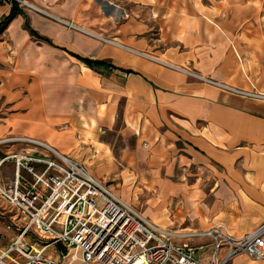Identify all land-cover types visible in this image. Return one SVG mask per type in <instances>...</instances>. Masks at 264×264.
Segmentation results:
<instances>
[{
  "label": "crops",
  "instance_id": "obj_1",
  "mask_svg": "<svg viewBox=\"0 0 264 264\" xmlns=\"http://www.w3.org/2000/svg\"><path fill=\"white\" fill-rule=\"evenodd\" d=\"M27 1L50 15L0 0V24L19 9L0 31V144L85 155L172 231L240 237L264 221V100L194 76L264 93V0ZM175 242L213 251L208 237Z\"/></svg>",
  "mask_w": 264,
  "mask_h": 264
},
{
  "label": "built area",
  "instance_id": "obj_2",
  "mask_svg": "<svg viewBox=\"0 0 264 264\" xmlns=\"http://www.w3.org/2000/svg\"><path fill=\"white\" fill-rule=\"evenodd\" d=\"M10 1L50 15L27 0ZM194 76L264 100L262 92ZM42 145L45 154H9L0 162L15 161L12 177L0 178V198L16 210L22 224L8 245L0 248V264H228L240 254L264 258V221L240 237L222 225L183 232L166 229L115 195L82 163ZM32 234L40 242L31 243L27 237ZM192 237L212 240L209 259L196 257L188 243L175 242Z\"/></svg>",
  "mask_w": 264,
  "mask_h": 264
},
{
  "label": "rangeland",
  "instance_id": "obj_3",
  "mask_svg": "<svg viewBox=\"0 0 264 264\" xmlns=\"http://www.w3.org/2000/svg\"><path fill=\"white\" fill-rule=\"evenodd\" d=\"M15 3H17L18 5H21V3H18V2H15ZM42 13H44V12H42ZM56 19L58 21H62V19H58V18H56ZM66 25L68 27H71V28L75 27V25H73V23H71V22L69 24H66ZM18 138H20V137H8V138H6L7 142L4 139L3 140L4 142L0 144V150L5 152L6 149L9 148L6 145L14 143L15 141L18 142L19 141V140H17ZM19 142H21V143L23 142V144H25L24 146H22L24 148H21L17 151L10 152L9 154H19V153H22V154L23 153H29V154H34V155H41L42 153L45 154V151H44L45 149H43L44 146L42 145L43 142H41V141H35V140L30 139L29 141L28 140H20ZM9 154H7V155H9ZM65 155H67V154H65ZM67 156H69L71 158L74 157V156L72 157L70 155H67ZM75 158H76L75 160L78 163H82L87 168V170L96 178V176L93 174V172L88 168L91 166H90V164L88 165V163L85 161L86 160L85 155L84 156H76ZM2 164H3L2 167H0V176H2V174L4 176L7 174V176H9V178H11L13 175L14 166H15L14 159H12V158L7 159ZM96 179H98V178H96ZM98 180L102 182V180H100V179H98ZM102 183H104V182H102ZM129 204H131L135 209H137L139 212H141L142 206L140 204L139 205H134L132 203H129ZM21 225L22 224L18 220V215H17L16 210L14 208H12V206L6 200L0 198V248L8 245L10 240L18 234ZM27 238L31 239V243L40 242L39 239H36V237L33 234L29 235ZM48 250H50V252H52L51 248H49ZM54 254L57 256L61 253L55 252ZM198 254L199 253H197L196 256H198Z\"/></svg>",
  "mask_w": 264,
  "mask_h": 264
},
{
  "label": "trees",
  "instance_id": "obj_4",
  "mask_svg": "<svg viewBox=\"0 0 264 264\" xmlns=\"http://www.w3.org/2000/svg\"><path fill=\"white\" fill-rule=\"evenodd\" d=\"M19 9L16 4H14L11 14L6 17V19L0 24V31L7 25V23L18 13ZM86 62H91L90 60H86Z\"/></svg>",
  "mask_w": 264,
  "mask_h": 264
},
{
  "label": "bare ground",
  "instance_id": "obj_5",
  "mask_svg": "<svg viewBox=\"0 0 264 264\" xmlns=\"http://www.w3.org/2000/svg\"><path fill=\"white\" fill-rule=\"evenodd\" d=\"M80 51V50H79ZM82 54V53H81ZM84 54V53H83ZM5 140H7V139H5ZM1 141V140H0ZM4 142V141H3Z\"/></svg>",
  "mask_w": 264,
  "mask_h": 264
}]
</instances>
